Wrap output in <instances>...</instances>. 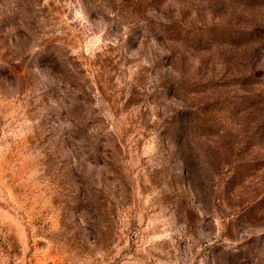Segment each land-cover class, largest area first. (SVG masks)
Here are the masks:
<instances>
[{
  "label": "rangeland",
  "instance_id": "1",
  "mask_svg": "<svg viewBox=\"0 0 264 264\" xmlns=\"http://www.w3.org/2000/svg\"><path fill=\"white\" fill-rule=\"evenodd\" d=\"M0 264H264V0H0Z\"/></svg>",
  "mask_w": 264,
  "mask_h": 264
}]
</instances>
